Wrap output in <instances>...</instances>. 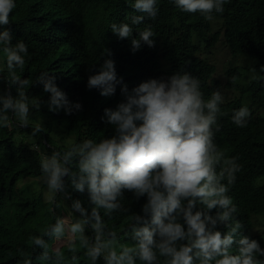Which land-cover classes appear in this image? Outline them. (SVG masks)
<instances>
[{"label":"clouds","instance_id":"9594fccd","mask_svg":"<svg viewBox=\"0 0 264 264\" xmlns=\"http://www.w3.org/2000/svg\"><path fill=\"white\" fill-rule=\"evenodd\" d=\"M228 2L170 0L181 12L199 13L206 21H212L214 13L223 14ZM16 7L15 0H0V26L10 24V14ZM132 8L141 15L130 16V23H112L111 32L129 39L133 52L142 45L153 47L151 25L135 37L133 32L145 17H157V0H134ZM11 41L10 31L4 27L0 30V50L5 54L9 87L16 86L15 96L11 92L0 94V128L5 129L14 124L28 127L31 110H39L45 103L39 98L29 101L24 88L30 81L16 71L24 69L28 48L22 40L15 44ZM101 55L110 57L112 53L103 49ZM3 70L0 68V72ZM250 71L253 79L264 82L255 68ZM259 73H264V65ZM55 80L56 76L47 71L36 78L43 91L50 94L46 102L49 111L62 109L66 115L80 111L82 105L70 102ZM231 80L235 82L236 77ZM117 85L123 101L115 108H105L101 117L113 127L114 135L99 142L85 139L72 143L63 152L40 153L39 180L46 186L47 203L55 206L56 197L63 194L65 200H72L67 207L79 216L57 217L40 235L29 237L33 251L43 249L38 258L48 264H78L77 252L82 249L92 264L99 258L103 264H264V248L256 239L248 235L237 239L244 225L234 219L237 208L227 193L242 166L237 156H226L214 141L219 131L217 119L222 115L221 92L214 90L205 100L200 79L186 71H177L167 79L150 78L129 91L117 77L115 62L110 58L88 76L86 87L110 97L115 95ZM250 116L249 108L242 106L233 110L231 121L244 128ZM44 131L42 123H37L31 135L34 138ZM69 182L75 191H87L90 211L79 199H72L67 191ZM124 191L133 193L137 200L146 197L143 215L132 214L125 229L134 241L131 245L122 243L104 222V216L111 218L113 212L129 211L121 204ZM213 209H218L215 215L210 214ZM50 210L54 212V207ZM221 225L226 232L217 230ZM44 236L63 244L71 256L66 257L60 247L52 248ZM17 251L22 264H32L30 254L23 249Z\"/></svg>","mask_w":264,"mask_h":264},{"label":"trees","instance_id":"16d2710c","mask_svg":"<svg viewBox=\"0 0 264 264\" xmlns=\"http://www.w3.org/2000/svg\"><path fill=\"white\" fill-rule=\"evenodd\" d=\"M133 2L15 0L17 7L10 14V24L0 26V30L7 27L10 31L12 44L22 40L27 45L25 67L16 71L22 79L30 81L24 88L29 101L33 98L45 101L39 110H31L28 127L14 124L11 128H0V264H22L17 249L30 254L32 264H48L38 258L43 249L33 251L29 237L40 235L57 217L79 216L67 207L72 200L58 194L56 205H50L41 189L31 188L32 183H27V179L41 175V152H63L72 143L85 139L99 142L115 134L113 127L101 117L105 108H115L123 101L120 85L110 97L101 96L99 89L86 87L88 76L99 70L105 58L114 60L117 77L122 78L129 91L150 78L167 79L177 71H186L200 79L205 100L214 90L221 92L222 115L217 119L219 131L215 132L214 141L226 156H237L242 166L227 193L237 208L234 219L244 225L237 239L239 235H248L264 248V82L253 79L254 73L250 71L255 68L257 74L264 76L259 73L260 66L264 65V0H229L224 5V13H214L212 21H206L199 13L181 12L170 0H157V17H145L142 24L134 26L133 32L135 37L138 31L151 25L154 46L142 45L135 52L129 39L118 38L110 29L112 23H130V16L141 15L132 8ZM218 40L228 56L221 72L210 59L211 49ZM103 49L110 50L112 55L102 56ZM0 52V68L4 69L0 72V94L11 92L15 96L16 86L9 87L5 54ZM44 71L56 76L57 87L66 93L70 102L82 105L80 111L69 115L62 109L49 111L46 102L50 94L36 82ZM233 76L235 82L231 80ZM242 106L249 108L251 116L247 125L239 128L231 116L233 110ZM37 123H42L45 131L33 138L32 128ZM62 123L64 129L57 130ZM69 136L72 140L64 143ZM67 191L73 200L79 199L90 211L87 191H75L70 182ZM145 202L146 197L137 200L133 193L124 191L121 204L128 208L127 213L113 212L109 218L101 210L108 229L115 231L122 243H134L125 229L132 214L143 215L141 208ZM53 207L54 212L50 210ZM216 211L213 209L210 214L215 215ZM217 230L227 231L222 225ZM86 234L91 236L90 231ZM43 239L52 246L53 238L44 236ZM60 248L66 257L71 256L64 245ZM77 255L78 264H92L84 250H79ZM96 264H103V259L99 258Z\"/></svg>","mask_w":264,"mask_h":264},{"label":"rangeland","instance_id":"374dc122","mask_svg":"<svg viewBox=\"0 0 264 264\" xmlns=\"http://www.w3.org/2000/svg\"><path fill=\"white\" fill-rule=\"evenodd\" d=\"M216 46L214 48H212L211 53H210V59L213 60L214 65L216 66L217 70H219L220 72L223 70V68L225 67V63L224 61L226 60L227 56V52L225 50V48L223 47V44L220 43V41L218 40L217 44H215ZM0 56H1V52H0ZM64 124L62 123L61 126L58 125L57 130H63L64 129ZM63 134V133H62ZM72 140V138L69 136L65 139L64 143L70 142ZM39 176L34 177L32 179H27V183L31 182V188H36V189H41L42 191V195L43 198L46 199L47 197V189L46 186L40 183L39 180ZM22 184V182L20 183ZM63 217H66V215H64ZM254 229L256 230V228L254 227ZM61 244L60 242L57 241H53L52 243V247H60Z\"/></svg>","mask_w":264,"mask_h":264}]
</instances>
